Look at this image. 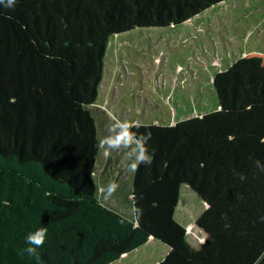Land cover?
I'll return each instance as SVG.
<instances>
[{
  "label": "trees",
  "instance_id": "trees-1",
  "mask_svg": "<svg viewBox=\"0 0 264 264\" xmlns=\"http://www.w3.org/2000/svg\"><path fill=\"white\" fill-rule=\"evenodd\" d=\"M226 1L0 3V264H113L147 244L152 264H264V45L217 72L221 108L133 128L152 134V163L133 174V218L105 203L97 171L93 107L112 38L182 25ZM133 159L108 179L117 185ZM184 185L207 204L198 248L176 218ZM38 228L39 260L23 253Z\"/></svg>",
  "mask_w": 264,
  "mask_h": 264
},
{
  "label": "rangeland",
  "instance_id": "rangeland-1",
  "mask_svg": "<svg viewBox=\"0 0 264 264\" xmlns=\"http://www.w3.org/2000/svg\"><path fill=\"white\" fill-rule=\"evenodd\" d=\"M263 45L264 0H230L182 25L137 28L115 35L100 97L93 107L100 135L108 120L119 131L118 119L168 124L219 109L214 86L217 72L249 52L262 51ZM133 174L128 169L121 176L108 204L130 218L134 217ZM181 194L176 217L188 226V242L198 248L205 235L194 224L206 202L188 185ZM157 246L160 254L166 249L161 243ZM148 248L113 264H138L140 260L152 264Z\"/></svg>",
  "mask_w": 264,
  "mask_h": 264
},
{
  "label": "clouds",
  "instance_id": "clouds-1",
  "mask_svg": "<svg viewBox=\"0 0 264 264\" xmlns=\"http://www.w3.org/2000/svg\"><path fill=\"white\" fill-rule=\"evenodd\" d=\"M0 3H4L6 7L12 8L14 7L16 0H0ZM118 121L119 131L111 136L105 137L98 143L97 147L103 149V154L106 158L111 156L112 152L121 150H123L125 154L134 156V159L128 168L133 172L137 171L141 164H151L152 155L149 154L148 148L146 147L148 141L151 139V132L138 135L136 131H133V128L138 129L140 127L139 124H133L120 119H118ZM262 171H264V169H262ZM244 178L245 177L241 175V179ZM117 187L118 185L110 183L107 186V198L104 199H109ZM261 219L264 220V217ZM120 222L124 223V220L121 219ZM46 238L47 228H38L34 232H30L25 238L27 247L23 249V253L39 260L40 256L37 249L43 247Z\"/></svg>",
  "mask_w": 264,
  "mask_h": 264
},
{
  "label": "crops",
  "instance_id": "crops-1",
  "mask_svg": "<svg viewBox=\"0 0 264 264\" xmlns=\"http://www.w3.org/2000/svg\"><path fill=\"white\" fill-rule=\"evenodd\" d=\"M204 114V113H203ZM199 115H202V114H199ZM108 116V115H107ZM108 119V117H107ZM181 120V119H180ZM178 120H174L173 123H168V124H174L176 123ZM108 123V125L106 127H103V131H102V140L107 137V136H111L113 135L114 133H116V128H114L113 126L110 125L111 121L108 120L106 121ZM138 123V122H137ZM135 123V124H137ZM104 124V123H103ZM118 130V129H117ZM127 156V154L124 153L123 150L121 151H114L112 152L110 158H106L105 156L102 157V161L100 162L101 164H99V167L97 168V171L98 173H103V176H98V177H101L99 179V182L101 184V193H102V196H103V200L105 201V203L107 204H110L111 201H112V197H110L109 199L105 200L104 198H107V186L110 184V183H115L114 181H112V179H108V172L111 170V168L115 167L116 165H119V164H122L123 162V159ZM100 175V174H99ZM105 175V176H104ZM180 203H181V199H180ZM180 203L178 205V208L177 210H179V207H180ZM206 207H207V204H206ZM177 213V211H176ZM178 214V213H177ZM199 217V216H198ZM197 217V218H198ZM177 218V217H176ZM197 220V219H196ZM181 223H183L182 221H180ZM184 224V223H183ZM185 226H187L186 224H184ZM193 225V224H192ZM196 226V224H194ZM188 227V226H187ZM198 227V226H197ZM199 228V227H198ZM200 229V228H199ZM202 231V230H201ZM190 233V232H189ZM204 235H205V232L203 231ZM203 238L200 239V242L199 244H201L204 240H202ZM205 239V238H204ZM150 244H147L146 246L142 247L143 249H145L146 247H149ZM200 246V245H199ZM150 254V250L148 248V252L147 254ZM149 256V255H148ZM138 264H142V261L140 260V263ZM156 264V263H154Z\"/></svg>",
  "mask_w": 264,
  "mask_h": 264
},
{
  "label": "water",
  "instance_id": "water-1",
  "mask_svg": "<svg viewBox=\"0 0 264 264\" xmlns=\"http://www.w3.org/2000/svg\"><path fill=\"white\" fill-rule=\"evenodd\" d=\"M214 86H215V82H214ZM218 101H219V104H220L219 108H221L222 106H221V103H220V96L219 95H218Z\"/></svg>",
  "mask_w": 264,
  "mask_h": 264
}]
</instances>
